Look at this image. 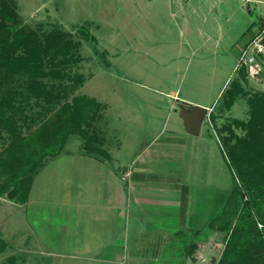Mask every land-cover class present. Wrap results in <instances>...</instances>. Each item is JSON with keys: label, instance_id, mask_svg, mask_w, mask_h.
I'll return each instance as SVG.
<instances>
[{"label": "crops", "instance_id": "1", "mask_svg": "<svg viewBox=\"0 0 264 264\" xmlns=\"http://www.w3.org/2000/svg\"><path fill=\"white\" fill-rule=\"evenodd\" d=\"M223 1L142 3L180 18L176 27L182 34L192 33L191 17L216 22L205 25L212 33L202 34L218 47L228 42L214 12ZM163 39H169L167 33ZM226 81L206 102L172 90L173 112L163 122L162 134L128 159L117 161L103 134L99 148L104 154L86 150L80 135L79 148L70 151L65 148L68 135L60 153L46 158L34 174L25 200L0 197V264H216L226 230L213 229L210 223L236 186L223 153L222 133L210 120ZM192 104L207 109L195 112L200 121L195 134L184 128L180 112ZM56 162L60 183L44 184L41 194L33 195L35 175ZM219 245L222 250L214 262L212 252Z\"/></svg>", "mask_w": 264, "mask_h": 264}, {"label": "rangeland", "instance_id": "2", "mask_svg": "<svg viewBox=\"0 0 264 264\" xmlns=\"http://www.w3.org/2000/svg\"><path fill=\"white\" fill-rule=\"evenodd\" d=\"M9 1L17 12L15 26L33 29L40 35L67 32L72 41L79 43L75 54L80 57L78 63L57 67L67 74L61 78L0 70V106L3 105L4 116L13 119L14 130L30 132L64 100L94 97L105 108L92 125L85 121L81 127L90 138L100 140L103 134L111 155L122 161L162 134L163 122L167 123L173 112L172 90L206 102L216 97L219 86L227 79L211 113L216 128L222 131L221 138L234 136L231 143L221 144L236 185L240 183V169L231 158L228 145L236 137H253L257 130L264 136V118L256 117L258 111H264V89L247 79L236 64L240 46L264 27V2L225 0L222 7L217 6L215 19L226 31L228 42L215 47L204 39L202 32L212 33L205 25L216 22L191 17L192 33L184 30L182 34L176 27L182 23L180 18L172 17L167 9L146 7L143 0ZM203 5V10H208ZM160 24L171 28L164 31ZM84 27L94 39L88 38ZM166 33L168 40L163 39ZM47 58L44 71L54 68V60L61 56L53 62L51 56ZM75 75L83 76V82H74ZM212 77L215 79L211 89L208 86ZM36 82L43 91L38 97L29 87ZM46 92L51 93L50 98L45 96ZM254 102L257 106H253ZM250 120L259 125L254 128ZM78 140V134H71L65 148L76 150ZM9 142L10 133L0 122V155ZM93 144L100 146V142ZM59 166V162L49 163L35 175L33 195L41 194L44 184L60 183ZM221 250V245L214 247V262Z\"/></svg>", "mask_w": 264, "mask_h": 264}, {"label": "trees", "instance_id": "3", "mask_svg": "<svg viewBox=\"0 0 264 264\" xmlns=\"http://www.w3.org/2000/svg\"><path fill=\"white\" fill-rule=\"evenodd\" d=\"M16 13L13 2L0 0V70L32 77L67 75L57 67L80 61L75 54L79 43L72 41L67 32L40 35L33 29L17 27ZM83 30L88 38L94 39L87 28ZM47 56H51L52 62L57 56L61 58L54 60V68L44 71ZM73 80L82 83L83 76L75 75ZM29 87L37 97L41 96L43 91L37 82ZM45 96L50 98L51 93L46 92ZM253 104L257 106L256 102ZM104 106L94 97L74 96L70 102L64 100L59 104L33 130L22 134L14 130L13 119L4 116L1 105L0 122L8 129L10 142L0 155V197L5 194L10 199L25 200L36 171L46 158L60 153L70 134L80 135L86 150L104 154L103 149L93 144L100 140L90 138L81 127L85 121L92 125ZM257 116L264 118V111H258ZM213 119L211 115L212 123ZM257 125L251 124L254 128ZM259 131L250 138L236 137L228 145L231 158L240 169V183L231 190L221 212L210 223L213 229L226 230L224 248L216 264H264V136ZM218 132L222 133L220 129ZM233 137H225L222 142L231 143Z\"/></svg>", "mask_w": 264, "mask_h": 264}, {"label": "built area", "instance_id": "4", "mask_svg": "<svg viewBox=\"0 0 264 264\" xmlns=\"http://www.w3.org/2000/svg\"><path fill=\"white\" fill-rule=\"evenodd\" d=\"M236 68L264 89V27L240 48Z\"/></svg>", "mask_w": 264, "mask_h": 264}, {"label": "water", "instance_id": "5", "mask_svg": "<svg viewBox=\"0 0 264 264\" xmlns=\"http://www.w3.org/2000/svg\"><path fill=\"white\" fill-rule=\"evenodd\" d=\"M207 109L202 106H192L189 108H183L180 110L181 118L183 120L184 128L192 134L198 132L200 127V121L195 115V112H200V114L206 113ZM123 170H126V166H123Z\"/></svg>", "mask_w": 264, "mask_h": 264}]
</instances>
